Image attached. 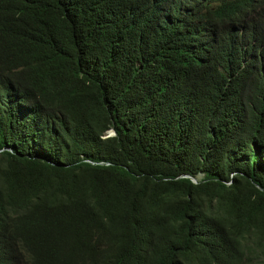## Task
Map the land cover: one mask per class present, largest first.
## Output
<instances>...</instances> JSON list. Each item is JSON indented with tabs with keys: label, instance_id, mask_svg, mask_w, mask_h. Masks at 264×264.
<instances>
[{
	"label": "trees",
	"instance_id": "16d2710c",
	"mask_svg": "<svg viewBox=\"0 0 264 264\" xmlns=\"http://www.w3.org/2000/svg\"><path fill=\"white\" fill-rule=\"evenodd\" d=\"M0 264H264V0H0Z\"/></svg>",
	"mask_w": 264,
	"mask_h": 264
},
{
	"label": "water",
	"instance_id": "95a60500",
	"mask_svg": "<svg viewBox=\"0 0 264 264\" xmlns=\"http://www.w3.org/2000/svg\"><path fill=\"white\" fill-rule=\"evenodd\" d=\"M111 134H113V131L112 130H109L108 133H107V135H111ZM183 176H186V175H183ZM190 178H191L192 182H194V183L197 182V179L195 177H190Z\"/></svg>",
	"mask_w": 264,
	"mask_h": 264
}]
</instances>
